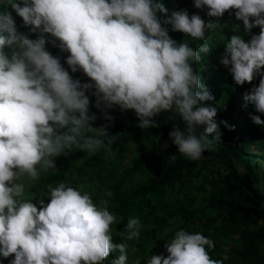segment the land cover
Returning a JSON list of instances; mask_svg holds the SVG:
<instances>
[{"label": "clouds", "instance_id": "clouds-1", "mask_svg": "<svg viewBox=\"0 0 264 264\" xmlns=\"http://www.w3.org/2000/svg\"><path fill=\"white\" fill-rule=\"evenodd\" d=\"M194 3L215 19L206 22L186 9L169 15L161 0H0V256H14L10 264H104L116 251L120 254L112 264H127L125 241L140 236V220L131 218L119 232L123 242L114 243L116 215L64 183L51 189L50 202L39 201V209L23 198L26 186L20 178L39 179L38 166L55 168L54 158L73 147L96 153L115 141L107 125L93 124L98 116L90 112V90L95 89V107L110 122L114 106L134 110L143 129L158 126L154 117L161 112H178L186 131L174 127L169 135L191 160L221 140V123L235 129L217 121V106L205 103L214 97L192 66L211 47L202 44L197 50L187 39L178 42L168 26L204 40L208 30L220 28L219 18L234 10L250 39L232 35L221 63L237 85L260 77L245 100L264 113V0ZM9 9L36 38L19 29ZM257 26L260 32L252 34ZM49 37L69 53L71 72L82 70L90 82L73 78L48 50ZM252 119L264 125L260 115ZM214 247L200 232L179 230L166 244L168 255H150L147 264H223L211 257Z\"/></svg>", "mask_w": 264, "mask_h": 264}, {"label": "trees", "instance_id": "trees-1", "mask_svg": "<svg viewBox=\"0 0 264 264\" xmlns=\"http://www.w3.org/2000/svg\"><path fill=\"white\" fill-rule=\"evenodd\" d=\"M161 2L169 15L186 9L190 15L200 14L206 22L215 19L207 15V7L196 8L194 0ZM15 20L21 31L37 37L24 25L23 18ZM218 24L220 28L208 30L204 40L186 37L170 26L169 35L178 42L187 39L197 50L202 44L211 47L192 66L214 97L205 103L215 104L217 121H228L235 125L234 130L221 123V140H213L199 160H191L178 151L169 135L174 127L186 131V122L178 112H161L154 117L158 126L143 129L134 110L114 106L110 110L114 120L110 122L95 107L92 89L86 94L90 96L91 112L98 116L93 124L107 125L109 133L116 135L115 141L96 153L73 147L54 158L55 168L38 166L39 179L23 198L33 200L39 209V201L50 202L51 189L61 183L88 193L94 203L116 215L117 222L111 226L114 243H122L119 232L131 218H139V238L125 241L127 264H147L150 255H168L166 244L179 230L200 232L212 239L215 247L209 249L210 255L223 264H264V125L252 119L257 114L264 119V113H256L245 100V92L258 86L260 77L242 86L234 82L228 67L221 63L225 43L232 35H241L246 41L250 35L234 10L231 14L226 11ZM259 32V26L252 29V34ZM47 48L61 58L74 79L90 82L82 70L71 72L66 63L69 53L53 45L51 37ZM202 131L198 129L197 134ZM119 254H110L104 264H112ZM13 258L0 256V261L10 264Z\"/></svg>", "mask_w": 264, "mask_h": 264}, {"label": "rangeland", "instance_id": "rangeland-1", "mask_svg": "<svg viewBox=\"0 0 264 264\" xmlns=\"http://www.w3.org/2000/svg\"><path fill=\"white\" fill-rule=\"evenodd\" d=\"M9 10L12 11V14H13V16L15 18H18L19 17L13 10H11V9H9ZM19 18H22V17H19ZM30 37L31 38H34V36H30ZM91 110L92 109L90 107V112H91ZM96 121H98V119ZM20 179H21V182H23L25 184V186H26V188H25V194H26L28 192V188L31 187L34 184V182H35L36 179L33 180V179H31V178H29L27 176H22ZM102 204H104V203H102Z\"/></svg>", "mask_w": 264, "mask_h": 264}]
</instances>
